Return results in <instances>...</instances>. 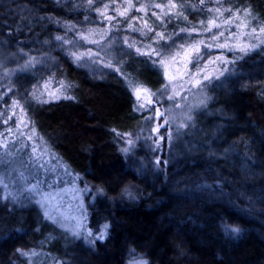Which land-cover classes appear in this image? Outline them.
<instances>
[{
  "label": "trees",
  "instance_id": "1",
  "mask_svg": "<svg viewBox=\"0 0 264 264\" xmlns=\"http://www.w3.org/2000/svg\"><path fill=\"white\" fill-rule=\"evenodd\" d=\"M225 17L264 36V0H0V75L26 57L41 63L0 82V112L19 101L34 134L89 190L91 230L107 225L77 264H125L129 253L148 264H264V48L218 61L213 70L231 73L194 118L206 137L157 174L131 166L120 144L140 117L130 86L157 91L150 76L161 70L133 50L115 49L99 68L69 53L101 40L108 23L159 48ZM46 81L60 99H33ZM31 245L29 229L0 219V264Z\"/></svg>",
  "mask_w": 264,
  "mask_h": 264
},
{
  "label": "rangeland",
  "instance_id": "2",
  "mask_svg": "<svg viewBox=\"0 0 264 264\" xmlns=\"http://www.w3.org/2000/svg\"><path fill=\"white\" fill-rule=\"evenodd\" d=\"M136 1L142 5V0ZM112 27L108 23L103 28L106 36L99 37L101 40L89 49L73 44L68 47L69 53L77 54L79 59L72 57L90 68L115 61L121 54L114 53L115 49L149 53L146 56L161 70L160 75L150 76L159 87L149 91L137 84L130 86L140 117L130 124L129 135L123 136L120 146L131 166L141 173L146 170L157 174L191 154L197 147L195 140L206 137V130L195 125L194 118L207 107L208 88L231 73V69L213 70L218 61L237 60L239 52L243 55L248 49L264 48V36H252L253 29L247 30L246 25L225 17L220 22L212 21L205 29H197L199 32L178 36L174 45L157 48ZM36 64L41 63L32 57L9 63L1 71L0 82L15 72L31 70ZM206 76L210 79L205 80ZM196 80L201 83L194 87ZM4 93L0 90V98ZM49 93H59V86L46 81L32 91L33 99L39 97L38 101L49 100ZM13 101L18 100L11 96L6 111L0 112V219L10 228L29 229L32 244L18 252L15 264H77L76 259L89 245L106 238V224L99 226L97 232L91 230L89 190L34 134L23 107L19 104L14 108ZM130 133L134 135L130 137ZM101 232L103 239L99 238ZM127 256L125 264H148L140 255Z\"/></svg>",
  "mask_w": 264,
  "mask_h": 264
},
{
  "label": "snow or ice",
  "instance_id": "3",
  "mask_svg": "<svg viewBox=\"0 0 264 264\" xmlns=\"http://www.w3.org/2000/svg\"><path fill=\"white\" fill-rule=\"evenodd\" d=\"M202 2H203V0H202ZM159 7V6H158ZM174 7V6H173ZM125 13H121V15H124ZM247 14V13H246ZM230 22V21H229ZM260 31L262 32V33H264V28H261L260 29ZM256 32V29H253V33H255ZM158 36H162V34H157ZM57 39H60V37H57ZM132 45H130V47H131ZM221 47H224V45H222ZM245 47H247V46H245ZM199 49L197 48V51H198ZM242 50H244V49H242ZM137 52L138 53H140V49H137ZM140 54H143V55H149V53H140ZM155 55H157V56H159L160 54L159 53H154ZM77 59H79V57H77ZM205 80H208V79H210V77H208V76H206L205 78H204ZM200 81L199 80H196L195 82H194V84H193V86L194 87H196V86H199L200 85ZM38 100L40 99L39 97H36ZM49 98L50 99H60L61 98V96L60 95H57V94H55V93H49ZM64 98H66V99H72V97H64ZM40 102L41 103H47V101H44V100H40ZM20 105H19V102L18 101H13V107L15 108V107H19ZM142 107V106H141ZM22 111H23V109H21ZM105 227V229L107 228V225H105L104 226ZM226 227V229H227V227L228 226H225ZM231 231L232 232H239V229L238 228H232L231 229ZM99 238L100 239H103L104 238V232H101V234H100V236H99Z\"/></svg>",
  "mask_w": 264,
  "mask_h": 264
}]
</instances>
